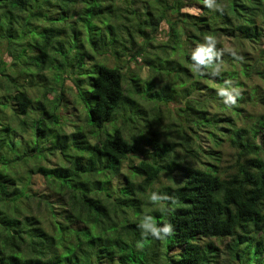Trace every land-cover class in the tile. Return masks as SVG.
<instances>
[{"label": "trees", "instance_id": "obj_1", "mask_svg": "<svg viewBox=\"0 0 264 264\" xmlns=\"http://www.w3.org/2000/svg\"><path fill=\"white\" fill-rule=\"evenodd\" d=\"M209 4L0 0V264H264V0Z\"/></svg>", "mask_w": 264, "mask_h": 264}, {"label": "rangeland", "instance_id": "obj_2", "mask_svg": "<svg viewBox=\"0 0 264 264\" xmlns=\"http://www.w3.org/2000/svg\"><path fill=\"white\" fill-rule=\"evenodd\" d=\"M160 39H165L166 37H165V35H164V33H162L161 35H160V37H159ZM9 58V57H8ZM96 65L95 64H93L92 66H91V69L93 70V73H95L96 72ZM256 79L257 78H255V81H256ZM258 80V79H257ZM91 83V82H90ZM66 86H67V93H68V96L72 99L73 98V95H72V93H74V89H72V88H74V85H73V82L71 81V80H68L67 82H66ZM41 87V85L40 86H37V88H40ZM92 87V85L90 84V88ZM91 98H93V97H91ZM92 101H94V98L92 99ZM91 101V102H92ZM79 106V105H78ZM33 108L34 109H36V104H35V106H33ZM261 107H259V109H260ZM79 109L81 110V107H79ZM80 110H78L77 108H75V106H73L72 104H70V108L69 109H67V110H65L64 112H65V114H67V120H68V123H67V127L68 128H73V124L71 123L72 121L74 122L76 119L78 120L79 119V117H81V115L83 114V113H81V111ZM251 111H253L254 113H255V111L254 110H251ZM71 121V122H70ZM22 127V126H21ZM58 160V158H56V156H51L50 158H49V162L48 163H55L56 161ZM33 190L34 191H37V192H39V193H41L43 190H44V188H45V186H44V180H43V178L41 177V176H37V175H35L34 176V178H33Z\"/></svg>", "mask_w": 264, "mask_h": 264}, {"label": "clouds", "instance_id": "obj_3", "mask_svg": "<svg viewBox=\"0 0 264 264\" xmlns=\"http://www.w3.org/2000/svg\"><path fill=\"white\" fill-rule=\"evenodd\" d=\"M205 4L207 7H211L209 4V0H204ZM209 50L208 49H198L197 52L193 53L191 56L192 60L199 62H204V58L208 55ZM227 102V101H226ZM155 198V197H154ZM151 230L154 235L160 236L161 233L167 234L170 232V226L165 224L163 228H156V227H151Z\"/></svg>", "mask_w": 264, "mask_h": 264}]
</instances>
